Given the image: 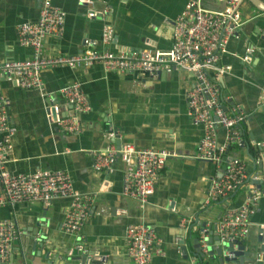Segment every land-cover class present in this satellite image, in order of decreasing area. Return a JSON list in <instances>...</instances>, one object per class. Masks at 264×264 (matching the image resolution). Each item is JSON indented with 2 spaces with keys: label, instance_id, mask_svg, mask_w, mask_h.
<instances>
[{
  "label": "crops",
  "instance_id": "1",
  "mask_svg": "<svg viewBox=\"0 0 264 264\" xmlns=\"http://www.w3.org/2000/svg\"><path fill=\"white\" fill-rule=\"evenodd\" d=\"M51 1L64 12L65 19L61 35L44 39L46 55L80 53L87 47L86 40L97 50L113 52L167 50L173 42L175 18L189 0H93L95 9H109L93 18L87 16L89 4ZM197 1L208 10L224 7L223 0ZM41 4L42 0H0V63L31 56V48L18 41L17 26L36 21ZM240 12L239 37L230 38L226 51L220 54V63L230 66L221 75L220 84L227 104H240L248 114L243 125L248 148L234 147L228 156L242 158L249 174L262 180L259 205L251 217L249 234L241 242L247 248L257 245L258 225L264 223V103L260 101L264 96V11L244 0ZM249 47L254 51L250 59L243 60ZM40 78L41 89H23L0 74V95L7 102L12 143L5 166L14 174L65 170L74 188L89 196L88 216L80 232L69 234L60 229L71 208L68 197H56L48 206L40 201L1 206L0 218L14 220L21 232L11 259L3 264H73L72 257L86 252L104 256L102 264H133L127 252L129 224L155 230L158 239L150 264H220L216 254H192V238L186 240L187 258L178 244L189 232L180 226L182 215L193 221L202 211L201 217L215 224L226 205L240 206L245 195V188H241L203 210L218 171L213 163L196 157L204 129L188 116L186 92L193 73L180 67L156 75L122 73L94 63L76 68L47 67L41 70ZM75 82L90 106L78 115V134L57 128L47 118L52 105L62 117L73 114L62 89ZM112 129L122 144L170 153L158 172L154 192L143 203L122 195L126 167L120 159L109 171L93 167L89 151L103 150L113 143L108 135ZM225 137V129L217 126V142L223 143ZM198 228L192 227L193 237L200 235Z\"/></svg>",
  "mask_w": 264,
  "mask_h": 264
},
{
  "label": "built area",
  "instance_id": "2",
  "mask_svg": "<svg viewBox=\"0 0 264 264\" xmlns=\"http://www.w3.org/2000/svg\"><path fill=\"white\" fill-rule=\"evenodd\" d=\"M79 1L89 4V18L109 11L108 8L95 9L93 0ZM223 1L222 9L208 10L197 0H189L175 18L173 42L167 50L113 52L97 50L91 46L92 42L86 40L87 47L80 53L46 55L43 41L48 35L62 34L65 14L51 0H42L37 20L17 26L18 41L31 48V56L0 63V74L14 80L20 88L41 89L40 72L47 67L76 68L100 63L108 71L122 73L156 75L160 71H170L173 67L191 71L193 82L186 92L188 116L195 125H202L204 129L196 157L213 163L218 171L202 207L205 210L212 203L226 200L230 194L245 188L244 202L240 206L226 205L215 223L220 240L235 242L237 245L249 234L251 217L257 210L262 191L256 184L250 183L251 179L258 177L249 174L244 160L238 156H228L234 147L248 148L243 129L248 114L240 104H227V96L220 84L221 75L230 69V66L220 63V54L226 51L230 38L239 37L238 29L242 24L240 6L244 0ZM253 51V47L247 48L242 59H250ZM62 93L70 103L73 114L62 117L57 106L52 105L47 110V118L57 128L78 134L81 131L78 115L90 109L87 98L76 82L64 86ZM260 101L264 103V96L261 95ZM6 105V100L0 95V207L32 201H40L48 206L56 197H68L71 199V208L61 222L60 229L65 233L77 234L87 221L89 196L74 188L68 172L42 169L29 174H14L7 170L5 164L12 143L9 139L11 131ZM217 126L226 131L223 143L216 140ZM108 135L109 138L114 137L116 132L112 129ZM255 144L262 145L260 142ZM89 153L96 170H112L114 163L120 159L126 167L121 193L141 203L154 192L158 172L170 156L166 149L137 147L130 143L122 144L119 149L111 143L103 150L93 149ZM191 222L188 215H182L180 226L183 231H188ZM258 227L264 232V223ZM20 233L14 220L0 218V264L11 259L14 242ZM157 239L152 227L144 224L127 226V252L133 264H150ZM201 246L202 252L206 253L205 243Z\"/></svg>",
  "mask_w": 264,
  "mask_h": 264
},
{
  "label": "water",
  "instance_id": "3",
  "mask_svg": "<svg viewBox=\"0 0 264 264\" xmlns=\"http://www.w3.org/2000/svg\"><path fill=\"white\" fill-rule=\"evenodd\" d=\"M256 8L264 11V0H247ZM174 69V67L172 68ZM171 69V70H172ZM162 72V71H161ZM159 72V74L161 73ZM170 72V71H169ZM116 132L115 130H113ZM116 147L119 149L122 145L120 138L117 133L114 137L109 138ZM252 183L256 184L257 187L261 188L260 178H253L250 180ZM202 211L195 214L193 221L189 225V232L186 238L180 237L178 244L180 245L181 252L183 256L188 257L187 254V243L188 238L193 240V252L194 255L198 257L209 255H218L220 264H264V232L259 230L257 236V245L253 247H247L243 244H237L235 242L221 241L220 237L216 231V224L208 222L206 219L201 217ZM194 225L199 226L198 231L200 235L193 237L192 227ZM209 227L212 230L207 229ZM207 229V230H205ZM209 233V235H206ZM202 243L207 246V252H202ZM192 251V250H191ZM102 257L98 253L91 254L89 252L83 253L82 256H74L71 258L73 264H102L103 259H98Z\"/></svg>",
  "mask_w": 264,
  "mask_h": 264
}]
</instances>
